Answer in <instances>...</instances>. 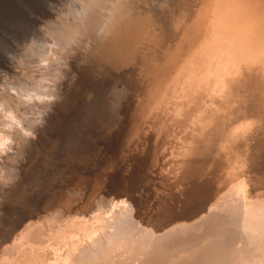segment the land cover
Listing matches in <instances>:
<instances>
[{
	"label": "bare ground",
	"instance_id": "bare-ground-1",
	"mask_svg": "<svg viewBox=\"0 0 264 264\" xmlns=\"http://www.w3.org/2000/svg\"><path fill=\"white\" fill-rule=\"evenodd\" d=\"M0 264H264V0H0Z\"/></svg>",
	"mask_w": 264,
	"mask_h": 264
}]
</instances>
